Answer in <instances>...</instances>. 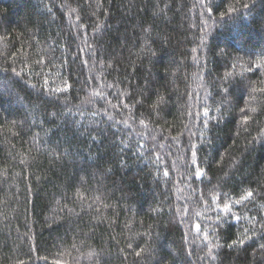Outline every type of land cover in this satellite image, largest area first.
Returning a JSON list of instances; mask_svg holds the SVG:
<instances>
[{
  "label": "trees",
  "instance_id": "trees-1",
  "mask_svg": "<svg viewBox=\"0 0 264 264\" xmlns=\"http://www.w3.org/2000/svg\"><path fill=\"white\" fill-rule=\"evenodd\" d=\"M207 3L0 0V264H264V0Z\"/></svg>",
  "mask_w": 264,
  "mask_h": 264
},
{
  "label": "snow or ice",
  "instance_id": "snow-or-ice-1",
  "mask_svg": "<svg viewBox=\"0 0 264 264\" xmlns=\"http://www.w3.org/2000/svg\"><path fill=\"white\" fill-rule=\"evenodd\" d=\"M204 6L206 7V11H207L208 18L211 19V16H212V13H213V10H214V6H212V4H211V0H208L207 5H204ZM243 7L247 8L248 5L245 4V5H243ZM228 11H229V12H234L235 9H234V8H230ZM224 15H225L224 13H221V16H222V17H223ZM205 115H207V113H205ZM196 162H197V161H196V152L193 151V152H192V161H191V163H192V165H195ZM195 175H197V176H201L202 173L199 172V171H196ZM248 196L251 197V196H252V193L249 192V193H248ZM227 210H228V209H227V206H225V211H227ZM196 228H197V230H199V229H200V225L197 224V225H196Z\"/></svg>",
  "mask_w": 264,
  "mask_h": 264
}]
</instances>
